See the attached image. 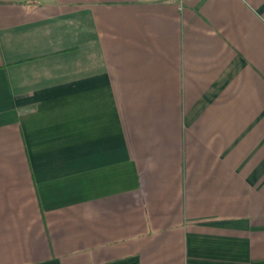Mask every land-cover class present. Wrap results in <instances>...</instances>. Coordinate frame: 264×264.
Wrapping results in <instances>:
<instances>
[{
	"label": "crops",
	"instance_id": "crops-1",
	"mask_svg": "<svg viewBox=\"0 0 264 264\" xmlns=\"http://www.w3.org/2000/svg\"><path fill=\"white\" fill-rule=\"evenodd\" d=\"M0 264H264V0H0Z\"/></svg>",
	"mask_w": 264,
	"mask_h": 264
}]
</instances>
